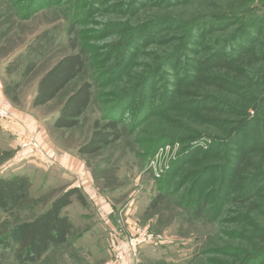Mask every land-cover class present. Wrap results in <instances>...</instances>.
<instances>
[{"label": "rangeland", "instance_id": "374dc122", "mask_svg": "<svg viewBox=\"0 0 264 264\" xmlns=\"http://www.w3.org/2000/svg\"><path fill=\"white\" fill-rule=\"evenodd\" d=\"M30 1L0 0V102L11 106L9 123L0 126V178L28 174L32 182L23 205L2 216L0 234L41 213L67 191L56 186L60 179L77 185L86 205L73 201L65 208L73 224L69 243L50 251L41 264L110 263L117 218L125 235H131L135 227H146L155 237L121 264H240L245 256L250 257L248 264H264V257L257 258L264 248L262 125L256 129V142L242 137L251 130L244 129L247 124L264 122L258 112L259 108L264 111V79L249 78H264V0H135V12L126 7L132 0H102L96 12L91 11L94 0H52L50 7L43 0L33 5ZM28 6L30 12L25 11ZM221 16L235 20L220 27L213 17ZM75 19L79 29L73 39L87 47L96 75L114 62L134 29L145 26L147 30L135 40L140 43L138 49L136 44L127 47L131 65L121 78L114 81V77L108 84L106 76H101L102 85L94 91L80 125L55 130V116L80 81L45 106L34 108L32 100L41 76L71 53L66 31ZM110 25L106 33L104 28L107 31ZM44 31L55 36L56 47L37 58L29 47ZM246 34L256 41L246 42ZM116 43L113 56L107 55L109 46ZM240 49L249 51L246 57H240ZM216 53L243 74H228L214 65L200 67L209 57L214 59L209 62L216 63L218 58H212ZM232 57L235 61H230ZM30 62L35 69L24 75ZM195 76L215 77L233 93L203 84L196 89ZM148 79L152 81L147 84ZM135 86L137 95L123 103L122 118L132 132L94 156H80L89 174L85 186L59 173L54 160L16 157L18 136L25 134L36 137L44 150L45 143H54L78 155L93 122L103 118L107 101ZM6 89L16 101L5 96ZM190 91L192 96H184ZM146 106H150L147 111ZM137 113H144L146 119ZM243 154L246 161L238 164ZM88 187L96 201L110 205L106 218L98 216L95 200L85 194L83 188ZM160 194L166 195L165 202L149 208ZM197 205L205 207L200 218H195ZM9 257L0 258V264H16Z\"/></svg>", "mask_w": 264, "mask_h": 264}, {"label": "trees", "instance_id": "16d2710c", "mask_svg": "<svg viewBox=\"0 0 264 264\" xmlns=\"http://www.w3.org/2000/svg\"><path fill=\"white\" fill-rule=\"evenodd\" d=\"M39 1L31 0L30 4H39ZM137 1L140 2L139 0ZM167 1L172 2L173 0ZM177 1L180 0H175V2ZM97 2H102V0L93 1L91 5L92 12H96ZM131 2L132 3H127L126 7L130 8L131 10L133 9V12H135V10L138 8V3L135 0H132ZM43 3L44 6L50 7L54 2L52 0H43ZM159 3H161V1H157V4ZM140 6H142V4H140ZM30 7L31 6L25 8V11L30 12ZM27 15L28 14H26V16ZM227 20H235V17H213V22H218L217 24L220 27L224 26ZM74 21V24H70L66 31L71 53L60 58L41 76L37 84L36 93L32 100V107L34 108L45 106L56 99L71 84L75 83L76 81H80L74 87V89L69 94H67L64 102L62 103L58 115L52 123V128L55 130L67 131L72 130L80 125L81 119L92 104L94 91L97 88H100L102 85V82H99L101 76H106L107 81L109 80L108 84L111 83V80L114 77V81L120 79L123 73L127 71L129 65H131V61H128L129 54L127 52V47L131 49V47L135 46L136 44L135 48L138 49L140 47V43L135 40L139 41L147 30L145 26H140L134 29L132 36L124 43V46L121 47V53L116 56L117 58H114V62L109 66V68L96 75L95 65L92 63L89 57V51L87 47L78 46L76 40L73 39L74 35H76L77 30L79 29L77 19ZM118 28H120V26ZM105 29H107L106 27L104 28V31L108 33L112 29V26L110 25V28L107 31ZM260 30L261 27L256 29L257 34ZM241 31H245V28L241 29ZM2 36H4V33H2ZM245 36L246 42L249 41L250 43H253L256 41V37H253L251 34H246ZM116 46L118 47L119 44L116 43L109 46L106 54L113 56ZM53 47H56L55 36L52 35L50 31H44L42 34L36 37L33 44L30 45L29 50L30 54H32L34 57L43 58V56L52 50ZM237 49H239V47ZM241 51L239 53L241 58L246 57L247 53L249 52L247 49H243ZM214 57L218 58L216 63L212 64L211 62L214 61V59L209 57L204 60L205 62L201 63L200 67L214 65L219 71L228 74L232 72H235L236 76L243 74V72L240 71V68L235 67V65L230 63L229 60L221 59L218 56V53H216L212 58ZM230 61H235V57H232V60ZM34 69L35 63L30 62L26 66L24 75L30 74ZM147 76L148 78L151 77V75ZM196 76L192 80V84H196V87L194 86L196 89L197 85L199 86L200 84H203L207 86H217L222 90H227V92L233 93V90L230 91L228 86H222L221 80L217 83L216 79H214L215 77L197 79ZM249 78L253 81L264 79L262 77L250 76ZM150 79L146 80L145 83L148 84L150 81H152ZM150 84H152V82ZM136 93L137 87L135 86L129 92L122 93V95L117 96V98L111 97L109 101H107L108 107L104 111L103 118L96 119L93 122L92 132L89 138L78 147L77 153L79 156H94L100 153L103 149L119 143L124 137L131 134L132 130L127 128L126 125H123V103L133 100L137 95ZM4 94L12 101H16L15 97L10 96L9 90L6 89ZM193 94L194 93L190 91L184 96H192ZM262 105H264V101ZM146 107V110L144 108L145 111L150 109V106ZM259 110L258 112H261V117L262 115L264 116V111ZM116 111L118 114H114ZM139 114H142V118L146 119V116L143 115L144 113ZM245 124H247V122ZM252 124V126L247 124V127L244 129L251 127V130L249 129V133L247 135L244 134L242 137L245 141L254 143L257 141V133L255 132L259 127V124L262 125L264 133V122L259 123V121H254ZM244 155L245 154L238 156V164L240 162L246 161ZM238 170L239 169L236 168L235 171L238 173ZM31 188L32 182L26 175L0 178V224L2 216L12 214L23 205L30 195ZM165 197V194H160L159 196L155 197L151 201L149 208H157L160 204L165 202ZM73 201H77L82 206L86 205V201L81 195L78 187L68 189L57 196L41 213L31 217L29 220L17 222L9 229L1 233L0 258L6 259L10 256L16 264H41L44 257L50 251L64 249L69 243L70 236L73 232V224L69 217L65 214L64 210L70 206ZM196 207L195 218H200L205 210V207L202 205H197ZM256 232L259 233V231ZM262 234L258 235L259 238L263 237ZM260 251L261 252L257 255V258L261 256L264 257V248H262ZM249 260L250 257L245 256L240 264H248Z\"/></svg>", "mask_w": 264, "mask_h": 264}, {"label": "built area", "instance_id": "2783aa9c", "mask_svg": "<svg viewBox=\"0 0 264 264\" xmlns=\"http://www.w3.org/2000/svg\"><path fill=\"white\" fill-rule=\"evenodd\" d=\"M11 115V106L7 101L0 102V126H4L9 123ZM44 155V149L38 139L30 134L19 135L18 144H17V153L16 157L22 158L24 156L34 157L39 159ZM155 158L151 161L154 163ZM150 165L155 167L154 164ZM160 173V172H159ZM102 201V200H100ZM122 221L120 218H117V226L113 235V244H112V260L110 263L121 264L128 257H135L137 248L141 245L148 244L155 240V237L148 232V229L135 227L131 235H125V230L121 225ZM124 236V237H123ZM120 237L123 239L120 240ZM108 263V264H110Z\"/></svg>", "mask_w": 264, "mask_h": 264}, {"label": "crops", "instance_id": "0c3cea01", "mask_svg": "<svg viewBox=\"0 0 264 264\" xmlns=\"http://www.w3.org/2000/svg\"><path fill=\"white\" fill-rule=\"evenodd\" d=\"M56 117H57V115L55 116V118ZM41 133H42V129H41ZM45 144H46V146L44 147L45 148L44 155L46 157H44V155L41 156L40 160L42 162H44L45 161L44 159H47V158L54 160V164H55V166H57V171L59 173H63V174H65V176H68L69 178L72 177L73 180H75V181H76V179L79 180V183H81V185L85 186L87 183H89V174L87 171V167L83 164L84 161H82L80 156H78L72 150H65L64 148H61L57 144H54V143L53 144L45 143ZM39 168L45 169L42 164H40ZM47 168H49V167H47ZM45 170H47V169H45ZM53 170H55V169H53ZM26 176H28L31 179V177L28 174ZM53 178L56 179V177H54V176H53ZM55 184H56V186L62 187V189H67V188L70 189L73 187H78L74 183L71 184L70 182H66V181L60 180V179ZM89 188L90 187L83 188V190L85 191V194H87L89 196L90 200L91 199L95 200L94 199V196H95L94 190L87 191ZM95 202H96L95 203L96 204L95 205L96 206V212L99 213V215L98 214L97 215L99 217L100 216L103 217V219L106 218V216L109 215V213L111 212L110 211V205L108 204L109 205L108 206L107 203H105V201L103 202V201H96L95 200ZM67 216L71 220V216L69 214Z\"/></svg>", "mask_w": 264, "mask_h": 264}]
</instances>
